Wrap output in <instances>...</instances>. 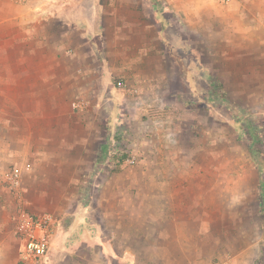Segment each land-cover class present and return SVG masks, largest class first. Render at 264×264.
Masks as SVG:
<instances>
[{
    "label": "rangeland",
    "instance_id": "374dc122",
    "mask_svg": "<svg viewBox=\"0 0 264 264\" xmlns=\"http://www.w3.org/2000/svg\"><path fill=\"white\" fill-rule=\"evenodd\" d=\"M150 1L161 18L165 6ZM166 34L164 43L185 50ZM163 42L147 76L125 73L118 61L124 73L94 78L85 95L88 116L97 118L68 132L65 148L76 156L69 172L58 167L65 142L26 149L0 142V264H20L15 229L24 210L57 218L50 264L111 263L115 246L132 250L128 264H264V76L253 69L260 46L230 45L236 52L220 54L228 63L213 55L205 70L198 52L192 59L183 51L188 61L158 60ZM14 113L1 111L0 129ZM45 149L37 164L34 155ZM117 149L129 158L113 171Z\"/></svg>",
    "mask_w": 264,
    "mask_h": 264
},
{
    "label": "crops",
    "instance_id": "0c3cea01",
    "mask_svg": "<svg viewBox=\"0 0 264 264\" xmlns=\"http://www.w3.org/2000/svg\"><path fill=\"white\" fill-rule=\"evenodd\" d=\"M156 1L165 6H161L159 19L153 15L150 0H30L25 4L0 0V113L5 109L15 112L7 121L10 127L0 129V142H24L15 147L23 144L25 149L33 142L45 146L65 142L62 148L58 144L59 151L64 150V162H58V167L69 172L68 158L76 156L65 148L71 141L68 132L72 126L97 118L88 116L93 108L85 95L93 90L94 78L124 73L118 71V61L124 63L125 73L137 68L136 75L147 76L158 65V39L163 42L162 33L168 38L167 31L182 40L185 50H174L163 42L158 60L165 55L188 61L198 58V52L208 70L204 62L208 57L236 52L228 48L236 43L254 44L260 46L254 75L264 76V53L260 51L264 45V0ZM237 33L239 39L232 40L230 36ZM183 51L190 58L181 56ZM218 58L229 61L223 55ZM186 72L194 75L193 68ZM67 93L69 98L73 94L71 100ZM12 150L6 151L14 154ZM46 150H36L37 164H44ZM85 151L82 148L79 156ZM113 252L111 263L106 264L129 263L130 248L119 252L115 246Z\"/></svg>",
    "mask_w": 264,
    "mask_h": 264
},
{
    "label": "built area",
    "instance_id": "2783aa9c",
    "mask_svg": "<svg viewBox=\"0 0 264 264\" xmlns=\"http://www.w3.org/2000/svg\"><path fill=\"white\" fill-rule=\"evenodd\" d=\"M25 4L30 0H13ZM228 3L231 0H222ZM57 231V218L50 212L21 211L15 232L21 241L20 264H50L52 238Z\"/></svg>",
    "mask_w": 264,
    "mask_h": 264
},
{
    "label": "trees",
    "instance_id": "16d2710c",
    "mask_svg": "<svg viewBox=\"0 0 264 264\" xmlns=\"http://www.w3.org/2000/svg\"><path fill=\"white\" fill-rule=\"evenodd\" d=\"M114 139L116 141H121L123 139L122 133L118 132V134H115ZM129 158V153L125 150H116L115 152L110 154L111 163L113 165V171H119L120 168L123 166L125 161ZM263 214H264V205H263ZM264 230V228H263Z\"/></svg>",
    "mask_w": 264,
    "mask_h": 264
}]
</instances>
